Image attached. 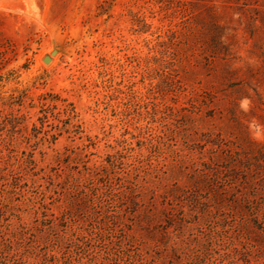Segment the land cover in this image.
I'll return each instance as SVG.
<instances>
[{
	"label": "rangeland",
	"instance_id": "rangeland-1",
	"mask_svg": "<svg viewBox=\"0 0 264 264\" xmlns=\"http://www.w3.org/2000/svg\"><path fill=\"white\" fill-rule=\"evenodd\" d=\"M10 114L0 264H264V0H0Z\"/></svg>",
	"mask_w": 264,
	"mask_h": 264
},
{
	"label": "trees",
	"instance_id": "trees-1",
	"mask_svg": "<svg viewBox=\"0 0 264 264\" xmlns=\"http://www.w3.org/2000/svg\"><path fill=\"white\" fill-rule=\"evenodd\" d=\"M39 98L40 115L37 117L39 123H32L29 131V137H34L36 142L43 140L50 142L56 139L57 135L65 132L68 137L76 136L78 138H82L81 125L77 120V114L72 103L66 102V100L59 98L56 94H47L46 96L41 94ZM1 103L4 104L3 101ZM48 112L52 116V119L56 120L55 122L48 121ZM19 119L20 116L15 114L1 117L0 130L5 129L10 132H14L18 127ZM23 159L28 164H33L34 162L31 152H25Z\"/></svg>",
	"mask_w": 264,
	"mask_h": 264
},
{
	"label": "water",
	"instance_id": "water-1",
	"mask_svg": "<svg viewBox=\"0 0 264 264\" xmlns=\"http://www.w3.org/2000/svg\"><path fill=\"white\" fill-rule=\"evenodd\" d=\"M55 50H52L51 53H54ZM49 58L48 57H44V61H47Z\"/></svg>",
	"mask_w": 264,
	"mask_h": 264
}]
</instances>
